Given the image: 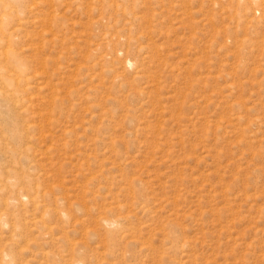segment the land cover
<instances>
[{
	"label": "rangeland",
	"instance_id": "rangeland-1",
	"mask_svg": "<svg viewBox=\"0 0 264 264\" xmlns=\"http://www.w3.org/2000/svg\"><path fill=\"white\" fill-rule=\"evenodd\" d=\"M15 2L0 264H264V0Z\"/></svg>",
	"mask_w": 264,
	"mask_h": 264
},
{
	"label": "bare ground",
	"instance_id": "bare-ground-1",
	"mask_svg": "<svg viewBox=\"0 0 264 264\" xmlns=\"http://www.w3.org/2000/svg\"><path fill=\"white\" fill-rule=\"evenodd\" d=\"M4 1V0H3ZM7 1V0H6ZM18 1V3L17 2H15L16 4H18L17 5V10H19L21 13H22V15H23V13L25 12L24 11V9H25V7H24V0H17ZM2 2V1H1ZM2 4H3V2H2ZM8 4V3H7ZM5 5V4H4ZM9 5L10 6H13L11 3H9ZM6 6H8V5H6ZM9 8H11V7H9ZM8 9V8H7ZM12 9V8H11ZM16 9V8H15ZM1 10V9H0ZM14 10V9H13ZM2 11V10H1ZM0 11V12H1ZM7 11V10H6ZM5 12V11H4ZM5 14V13H4ZM8 15V14H7ZM13 16V15H12ZM14 16H15V14H14ZM8 18V17H7ZM11 19V18H10ZM9 20V19H8ZM23 20V19H22ZM11 21V20H10ZM13 21V20H12ZM11 21V22H12ZM15 21H16V18H15ZM14 21V22H15ZM6 22H7V20H6ZM17 22V21H16ZM18 22H19V20H18ZM17 22V24H18V26H17V29H12V31H11V33H6V32H8L10 29H11V27H10V24H8L9 23V21L6 23V24H8V25H6V26H1L0 27V42H2V40H5L4 42L5 43H8V42H10L11 41V39H12V37L13 36H15L16 35V31L17 30H20L21 29V27H22V24H20L19 25V23ZM20 22H21V18H20ZM1 23V22H0ZM12 25V24H11ZM15 25H16V23H15ZM13 26H14V24H13ZM10 32V31H9ZM7 35V36H6ZM4 55L5 56H8V57H10V54L8 53V51H4ZM16 118H15V116H14V114L11 112V110H10V107H9V102H8V98H6L5 96H4V94L2 95V94H0V121L1 122H3V123H1V124H4V125H9V124H11L14 120H15ZM17 122V121H16ZM12 133V132H11ZM19 146V145H18ZM115 221H111V220H106V219H102V225L105 227V228H107V230H110V229H113L114 227H115ZM111 232H112V230H111ZM114 234V233H113ZM108 236V238L109 239H113L112 238V236L113 235H111V234H108L107 235Z\"/></svg>",
	"mask_w": 264,
	"mask_h": 264
}]
</instances>
